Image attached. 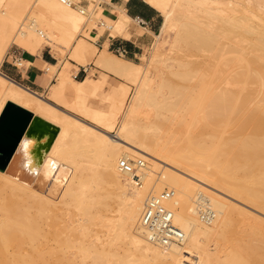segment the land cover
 Returning a JSON list of instances; mask_svg holds the SVG:
<instances>
[{"label": "bare ground", "instance_id": "6f19581e", "mask_svg": "<svg viewBox=\"0 0 264 264\" xmlns=\"http://www.w3.org/2000/svg\"><path fill=\"white\" fill-rule=\"evenodd\" d=\"M146 1L164 19L153 54L140 63L104 47L95 55L76 39L75 30L101 14L100 2L99 11H87L73 0H0V63L11 43L34 53L46 37L53 43L40 24L44 14L31 15L44 9L66 45L73 43L70 57L83 65L93 56L96 67L135 85L130 92L122 82L120 97L113 92L103 109L87 100L100 87L95 77L74 79L67 67L59 69L61 60L49 65L50 101L0 71V114L11 101L57 127L49 144L45 135L25 136L0 169V264H264V219L224 199L264 211V0ZM118 11L101 25L130 37L133 19ZM171 31L172 55L165 53L187 83L161 78L152 86L150 65ZM154 116L184 127L186 146L151 133ZM123 159L135 163L133 172L120 168ZM90 162L97 169L89 172ZM166 188L184 239L164 245L140 217L146 200ZM236 214L243 220L233 229ZM230 233L236 240L224 247Z\"/></svg>", "mask_w": 264, "mask_h": 264}, {"label": "rangeland", "instance_id": "374dc122", "mask_svg": "<svg viewBox=\"0 0 264 264\" xmlns=\"http://www.w3.org/2000/svg\"><path fill=\"white\" fill-rule=\"evenodd\" d=\"M103 1H106V0H73L74 6L76 5L75 6L76 8H79V7L84 8V9L86 8L87 11H91L93 9L94 10L96 9V11L98 9V11H99L98 4H99V2L102 4ZM87 6H89V9H88ZM38 11H41V13L44 14L43 16H45V18L42 19L41 17H38V15H36L38 18H41L42 19L41 21H43V22L40 23V24H42L43 26H46V27H44V30L49 33V35L52 37L50 40H52V42H53V43L49 44L48 41H47V38H50V37H46V38L44 37L45 40H43L44 41L43 42V46L46 45V44H49V45H46V46L50 47L54 51L55 55L59 58V60H61L60 61V67L59 68L61 69L62 66L67 67L70 76L73 77V75L78 70L77 69L78 67L76 68L72 64L68 65L69 64V61L76 63L74 57H70V55H72L71 52L73 51V48H72L73 47V43L70 46H69V43H68V46H67L66 45V43H67L66 41H68V40L65 38L66 36L64 37L66 39L64 41V38L62 39L63 36H61L59 30L54 29V27H52L53 26L52 23L55 20V18H54V16L48 10L46 11L44 9H42V10H40V9L37 10L36 9L34 11V14H31V15H34L33 17H35V12L37 14ZM38 14H40V12H38ZM38 18H37V20H38L37 22L39 24V19ZM89 19H87L86 22L82 26H80L78 28V31L75 30L76 35H75V33H74V35H75L76 39L77 38H80V37L84 38L85 41H86V43H87V47L93 48L95 50V55H97V53L99 52V49L94 44H92L90 42L92 40H96L97 39V36H94L92 33L89 32V30H91L92 28H97L98 29V33L101 34V33H103L105 31V29L107 27L101 25V22L100 21H105V19H104V17H102L99 14H97V15L96 14L95 15L93 14L92 15V18L90 17ZM28 21L29 20H27L26 22L28 23ZM42 25H41V27L43 28ZM38 26H40V25H38ZM41 27H39V28H41ZM166 34H168V35H166ZM173 35H174L173 31H171L169 33H165V34H163L161 36V39L159 40V42L163 41V43H164L163 46H162L163 53L161 52V50H159L158 52H156V54L157 53L158 54L159 53H162V54L159 55V56H157L158 54L156 55L159 58L155 59L154 63H152L150 65L151 67L149 68V72H148V74L151 76V78L154 77V80H151V81L154 82L152 86H155L154 84L155 83L157 84L158 80H160L161 78L162 79H165V80H168L169 79L168 81H172V82L179 81L181 83H187V80H182V79L178 78L174 74V71L178 68L176 66L178 62L176 60H174L173 58H168L167 55H166V53L168 54V56H171L172 55V51L170 50V48H169L170 46L169 45H170V43L172 41L171 39H173ZM156 39L157 38H154V41ZM12 45H14V44H12ZM143 54L145 56H143ZM143 54L139 58H137L135 61L140 62V63H145L147 57H149L151 54H153L152 45H150L149 47H147L144 50ZM119 56H121V55H119ZM121 57H123V56H121ZM192 58H194L193 60L199 61L203 57L202 56H193ZM77 63H78V61H77ZM89 63L83 64L84 65V68L86 69V70H84L85 75H87L88 71H89V74H90L88 76V79L87 80H89V78L95 77V82L100 85V87H98L97 94H95V95H89L87 97V100H88L89 103H91V105L93 104V106L100 107V108H103V109L107 108V106H108V99L107 98L109 96H113L114 95L113 92H115V95H116L115 98H116V100L120 97V95L122 93V90H123V88L121 87L122 82L128 83L129 86H130L129 87L130 88L129 89L130 92L133 91V89L135 87V85H134L133 82L128 81V80L121 79L120 77H117V76H115V75H113L111 73H107L106 71H103L101 68L96 67L94 65V63H93V58L89 61ZM173 68H175V69H173ZM74 79H77V78H74ZM118 84H120V85H118ZM151 84L152 83H150V85ZM48 91H49V89H47L46 92L40 93V94H42L43 97L46 100H49L50 101V99H48V96H47L48 95ZM159 93H163V92H159ZM159 93H158V95H161ZM165 94H168V93L165 92ZM57 105L59 107H61V108L63 106V104H57ZM63 109H64V106H63ZM144 110L146 111V109L143 107V113H141V115L144 114ZM72 113H74V112H72ZM76 115H78V114H76ZM144 115L141 116V122H143V124L145 122V119H144L145 117L143 118ZM154 118H156L154 120L157 122V124L156 125H151V129L149 130L151 133L158 132L159 136H161L162 138L165 137L164 138L165 140L168 139L167 142L170 140V141H174L175 144L176 143L177 144H180L181 143V144H184V146H186V141H185V138H184V137H186L185 136L186 135V131H185L184 127H182V126H176L177 124L174 123L173 121L171 123L170 122L171 119H167L168 117L165 118V119H163L160 116H154ZM197 127H198L197 128L198 130H202L203 127H204L203 126V122L200 121L198 123ZM229 127H231V126H228V128H226V132L224 134L226 136L229 135V132H230L229 129L231 130V128H229ZM36 129L39 130V129H44V128H42V127H36ZM227 129H228V131H227ZM117 132H118V125L114 128V131L112 132V134L113 135L114 134L117 135ZM45 137L48 138L49 137V134H46ZM174 142L172 144H174ZM136 158H141V156L140 157L137 156ZM94 162H96V161H94ZM94 162H90L92 164V165L90 164V167H92V168H90L89 167V164H88L87 167L90 169L89 172L92 171V169H97L96 168V163H94ZM145 162L147 163V161H145ZM97 164H98L97 167L98 166L101 167V165H99L100 163H97ZM98 169H99V167H98ZM166 189H169V188H166ZM232 197H234V196H232ZM232 197H230V196L228 197L227 196V197H225V198L223 197V198L225 200H227V201L229 200L228 202L232 203L236 207L243 208V209H245V210H247V211H249V212H251V213H253V214H255V215H257V216H259V217H261V218L264 219V211H261L258 208H255L253 205H251L249 203H246V202H244V201H242V200H240L238 198H235L234 197L235 198L234 199ZM118 212L119 211L116 210V208H115L113 210L112 214L118 215ZM235 216H236L235 217V223H233V226H232L233 229H235V227L238 228L239 226H241V222L243 220L238 214H236ZM206 223H209V222H206ZM94 227H96L95 229L98 230L99 234L102 236V238L104 240L106 236L104 235L103 228H101L100 225H95ZM234 235L235 234H231V235H229V238H228L229 240L226 239L224 242L222 241V243L224 244L223 245L224 247H232L233 242H235V240H236V236H234ZM215 241L216 240H214V239H211L209 241H206L207 247L209 249H211L212 251L216 247L215 244H217V242H215ZM16 247H17L16 245L13 246L12 250H15Z\"/></svg>", "mask_w": 264, "mask_h": 264}, {"label": "crops", "instance_id": "0c3cea01", "mask_svg": "<svg viewBox=\"0 0 264 264\" xmlns=\"http://www.w3.org/2000/svg\"><path fill=\"white\" fill-rule=\"evenodd\" d=\"M101 5L103 6V12L101 11L100 15L102 17L105 16L106 22L112 23L117 18L118 8L133 19L129 25L131 36L127 37L126 33H124L125 35L111 34L109 28H106L103 33L99 34L97 28H92L91 33L97 36V39L92 40L93 42L89 41L99 50L104 47L135 61L153 43L155 35L159 33L164 19L163 14L146 0H106ZM12 44L7 48L4 58L0 63L1 73L32 91L37 93L46 92L49 85L55 79V75H53L49 65L58 64L59 58L50 47L46 46L49 44L42 46L35 53L17 43ZM89 54L90 52H88ZM88 57L92 59L93 56ZM72 63L78 66V70L73 75V78L81 80L89 75V71L85 75L84 70L86 69L84 65L77 62ZM30 130L32 136L37 137V139L46 135L44 133L45 129L37 131L36 128H32Z\"/></svg>", "mask_w": 264, "mask_h": 264}, {"label": "water", "instance_id": "95a60500", "mask_svg": "<svg viewBox=\"0 0 264 264\" xmlns=\"http://www.w3.org/2000/svg\"><path fill=\"white\" fill-rule=\"evenodd\" d=\"M36 127L45 129L49 134L48 144L56 134L57 127L29 109L14 102H7L0 114V169H5L24 136H31ZM41 131V129L37 130ZM42 137V136H41ZM40 137V138H41ZM39 138V139H40Z\"/></svg>", "mask_w": 264, "mask_h": 264}, {"label": "built area", "instance_id": "2783aa9c", "mask_svg": "<svg viewBox=\"0 0 264 264\" xmlns=\"http://www.w3.org/2000/svg\"><path fill=\"white\" fill-rule=\"evenodd\" d=\"M143 161H137L141 165ZM135 163L128 159L120 161V168L127 172H133ZM173 195V191L164 189L160 193L148 198L144 203L140 221L151 232V236L164 245L181 242L184 232L173 221V211L165 201Z\"/></svg>", "mask_w": 264, "mask_h": 264}]
</instances>
